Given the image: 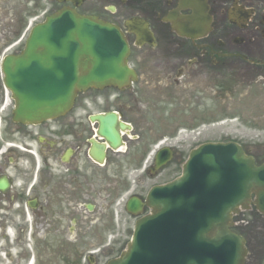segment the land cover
Instances as JSON below:
<instances>
[{
  "label": "flooded vegetation",
  "instance_id": "flooded-vegetation-1",
  "mask_svg": "<svg viewBox=\"0 0 264 264\" xmlns=\"http://www.w3.org/2000/svg\"><path fill=\"white\" fill-rule=\"evenodd\" d=\"M63 6L120 26L137 78L125 89H99L87 104L88 92L79 94L63 117L24 124L14 119L0 42V264H99L103 254L118 256L122 210L135 223L138 216L127 207L133 195L144 202L142 214L150 210L144 178L165 146L158 140L176 133L196 141L187 144L188 154L179 149L184 144L171 145L174 158L204 142L235 141L264 163V142L244 141L264 137L243 134L264 127V0H85L80 6L68 0ZM108 113L118 117V145L91 119ZM227 121L237 134L216 136V122ZM135 170L131 191L126 175ZM242 215L249 253L264 264V233L252 232L254 214Z\"/></svg>",
  "mask_w": 264,
  "mask_h": 264
},
{
  "label": "water",
  "instance_id": "water-1",
  "mask_svg": "<svg viewBox=\"0 0 264 264\" xmlns=\"http://www.w3.org/2000/svg\"><path fill=\"white\" fill-rule=\"evenodd\" d=\"M128 53L125 37L111 23L68 8L48 16L32 29L25 50L7 56L3 64L17 101L15 119L41 123L65 114L78 91L124 87L135 77ZM100 119V133L118 140L115 116ZM170 159V151L161 152L157 168ZM258 188H264V165L239 145L200 146L181 177L151 189V213L138 220L123 254L107 264H245V239L231 230L232 219ZM258 199L264 212V192ZM140 204L132 199L129 209L138 211Z\"/></svg>",
  "mask_w": 264,
  "mask_h": 264
},
{
  "label": "rangeland",
  "instance_id": "rangeland-1",
  "mask_svg": "<svg viewBox=\"0 0 264 264\" xmlns=\"http://www.w3.org/2000/svg\"><path fill=\"white\" fill-rule=\"evenodd\" d=\"M36 0H0V42H4L5 49L8 54L11 53H19L21 52L26 44V40L30 34V30L37 23L45 20L46 16L51 14L52 11L56 8V3L52 0H38V8L33 12V8L36 4ZM32 12L34 14H32ZM32 14V15H31ZM99 98V92L90 91L87 94H84L82 97V101L84 103H89L92 100H96ZM92 110H99V105H92ZM168 115V113H166ZM216 136H218L222 130L225 132L231 133V135H236L233 126H229L228 121L219 124L216 122L215 124ZM155 131H163L162 128H156ZM243 134L251 137H264V127L263 128H246L243 129ZM177 135V136H176ZM169 137V136H168ZM183 133L179 135L176 133L173 136V140H168V144H174L176 146H181L186 149V153L188 154V149L190 147L187 144L194 142L193 140H179L182 139ZM160 141V140H158ZM248 142H258L263 143L264 140H244ZM159 143V142H158ZM187 154L183 159H174L169 166L162 173L158 174L156 177L151 178L145 176L144 178V186L143 190L148 191V189L156 183H163L169 180L174 179L181 172V165L183 160L187 157ZM139 170H135L134 173H129V176L126 175L127 182L131 184L130 190L135 187L134 178H137L139 174ZM120 208V207H119ZM121 223L116 225V228H119L123 234H125L119 243L120 250L126 247V244L131 239L133 228H134V220L130 218L129 214L126 211H123ZM125 228H128L123 231ZM106 241L104 240L103 243ZM114 254H109L100 257L99 264H105L108 260H110Z\"/></svg>",
  "mask_w": 264,
  "mask_h": 264
}]
</instances>
